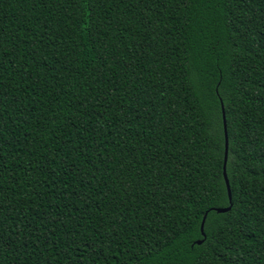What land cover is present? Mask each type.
I'll list each match as a JSON object with an SVG mask.
<instances>
[{
  "label": "trees",
  "instance_id": "trees-1",
  "mask_svg": "<svg viewBox=\"0 0 264 264\" xmlns=\"http://www.w3.org/2000/svg\"><path fill=\"white\" fill-rule=\"evenodd\" d=\"M0 264H264V0H0Z\"/></svg>",
  "mask_w": 264,
  "mask_h": 264
},
{
  "label": "water",
  "instance_id": "water-1",
  "mask_svg": "<svg viewBox=\"0 0 264 264\" xmlns=\"http://www.w3.org/2000/svg\"><path fill=\"white\" fill-rule=\"evenodd\" d=\"M223 118H224V123H225L224 125H225V137H226V152H225V161H224L223 175H224L225 182H226V185H227L228 195H229V198H230V201H231V199H232L231 186H230V182H229L228 175H227V161H228L229 141H228V134H227V129H226L224 110H223ZM231 207H232V205H230L228 208H215L213 210L215 212H217V213H226V212L231 210ZM206 217L207 216H205V218L203 220V223H202V226H201V231H202L204 240L206 239V235H205V232H204ZM202 243H203V241L196 242L197 245H201Z\"/></svg>",
  "mask_w": 264,
  "mask_h": 264
}]
</instances>
